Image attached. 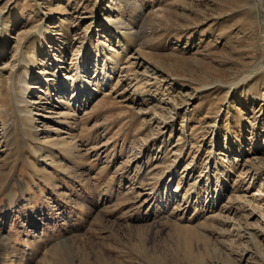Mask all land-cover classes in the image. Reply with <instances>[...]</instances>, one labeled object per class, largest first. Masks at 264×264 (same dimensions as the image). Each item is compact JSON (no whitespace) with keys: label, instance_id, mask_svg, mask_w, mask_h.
I'll return each mask as SVG.
<instances>
[{"label":"rangeland","instance_id":"1","mask_svg":"<svg viewBox=\"0 0 264 264\" xmlns=\"http://www.w3.org/2000/svg\"><path fill=\"white\" fill-rule=\"evenodd\" d=\"M0 264H264V0H0Z\"/></svg>","mask_w":264,"mask_h":264}]
</instances>
